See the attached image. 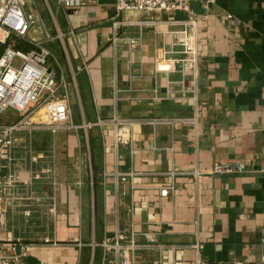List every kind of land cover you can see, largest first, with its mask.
I'll return each mask as SVG.
<instances>
[{
    "label": "crops",
    "instance_id": "obj_1",
    "mask_svg": "<svg viewBox=\"0 0 264 264\" xmlns=\"http://www.w3.org/2000/svg\"><path fill=\"white\" fill-rule=\"evenodd\" d=\"M35 1L25 0L38 20L30 36L44 40L40 23L64 35L44 44L70 83L74 125L175 122L138 124L119 144L110 127L22 137L14 169L31 186L7 210L0 239L18 241L23 264H111L113 254L91 245L132 233L139 245L153 233L163 246L139 250L137 264H264V0H217L198 14L196 74L156 63L172 51L175 27L132 25L142 16L125 13L114 47L113 7L90 1L65 12L57 0H37L40 10ZM124 38L139 44L130 49ZM216 165L243 172L214 174ZM115 172L134 176L117 183Z\"/></svg>",
    "mask_w": 264,
    "mask_h": 264
},
{
    "label": "built area",
    "instance_id": "obj_2",
    "mask_svg": "<svg viewBox=\"0 0 264 264\" xmlns=\"http://www.w3.org/2000/svg\"><path fill=\"white\" fill-rule=\"evenodd\" d=\"M90 1L97 3V0H57V4L65 12H76ZM216 2L217 0H117L112 6V43L115 47L123 39L119 30L128 23L122 20V16L125 13H138L142 20L132 25L154 29L160 25L176 28L170 32L172 51L165 52L162 49L161 56L156 57V63L170 64L183 73L192 71L196 74L199 56L197 19L200 15L191 8V4L198 3L208 13ZM25 6V0H0V233L8 231L7 210H13L27 200L25 190L31 186V182L24 181L14 169L17 160L16 146L22 137L30 143L36 132L47 131L56 136L61 131L78 129L83 130L87 137V132L92 128L104 130L110 127L114 143L119 144L131 141L132 128L138 124L173 125L175 122L166 119L125 120L114 117L109 121L98 120L94 124L74 125L70 109V83L62 72L57 73L56 59L44 44L56 39L63 42L64 35L58 32L52 37L43 23H40L37 31L43 35L44 40L32 38L30 34L35 31L38 20L32 13H26ZM176 13H182L183 18L176 19ZM159 15L166 16V19L159 18ZM16 40L24 41L32 48H16ZM124 41L130 49L139 44L135 38H124ZM177 54L180 56L173 57ZM7 111L16 118L4 121ZM241 172V166L216 165L214 168V174ZM174 174L171 176H175ZM110 176L117 183H126L134 175L115 172ZM169 190L171 188L162 189L161 196H167ZM27 215L29 214L26 213ZM144 237L148 242L145 246L137 243L134 233L127 239L117 235L111 241L105 240L91 246L101 247L104 258L113 254L115 259L111 264H137L136 253L139 250L153 247L161 253L163 250V246L157 245L155 234L145 233ZM18 248V241L0 239V264H23L25 253L21 250L18 252ZM191 248L199 253L203 246L195 244Z\"/></svg>",
    "mask_w": 264,
    "mask_h": 264
},
{
    "label": "water",
    "instance_id": "obj_3",
    "mask_svg": "<svg viewBox=\"0 0 264 264\" xmlns=\"http://www.w3.org/2000/svg\"><path fill=\"white\" fill-rule=\"evenodd\" d=\"M117 3V0H97V4L100 6H108L112 7ZM191 8L197 13V14H203L204 11L200 8V5L198 3H192ZM175 18L180 20L183 18L182 13H176Z\"/></svg>",
    "mask_w": 264,
    "mask_h": 264
},
{
    "label": "rangeland",
    "instance_id": "obj_4",
    "mask_svg": "<svg viewBox=\"0 0 264 264\" xmlns=\"http://www.w3.org/2000/svg\"><path fill=\"white\" fill-rule=\"evenodd\" d=\"M36 2V6L38 7V9L40 10L41 9V7L39 6V4L37 3V0L35 1ZM52 5H53V3H51ZM50 4V5H51ZM52 5H51V7H52ZM53 7H55V6H53ZM53 7H52V9H53ZM44 17V16H43ZM45 19V22L47 23L48 21H49V19L47 18V17H45L44 18ZM50 28V33L52 32L53 33V27H51V25L50 26H48V29ZM52 30V31H51ZM52 37H55V35L54 34H52ZM55 42V41H54ZM13 113H11L10 111H7L6 113H5V116H10V115H12Z\"/></svg>",
    "mask_w": 264,
    "mask_h": 264
}]
</instances>
